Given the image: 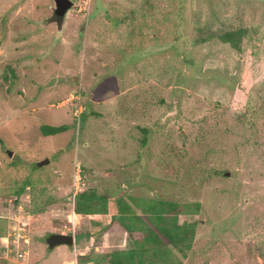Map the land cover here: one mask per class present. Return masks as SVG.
<instances>
[{"label": "rangeland", "instance_id": "1", "mask_svg": "<svg viewBox=\"0 0 264 264\" xmlns=\"http://www.w3.org/2000/svg\"><path fill=\"white\" fill-rule=\"evenodd\" d=\"M69 1L60 19L66 0H0V264H107L132 247L77 237L96 229L72 215L87 187L199 201L179 216L197 221L181 264H264V0ZM237 27L240 52L196 40ZM68 231L73 246H47Z\"/></svg>", "mask_w": 264, "mask_h": 264}, {"label": "trees", "instance_id": "2", "mask_svg": "<svg viewBox=\"0 0 264 264\" xmlns=\"http://www.w3.org/2000/svg\"><path fill=\"white\" fill-rule=\"evenodd\" d=\"M248 30L245 27L209 32L205 36L196 38L199 42L215 39L227 44L234 51H241L242 39ZM247 117L246 124L251 125L253 113L258 110L252 108ZM66 130V125L40 126L42 135H55ZM143 137L140 145L144 146L149 137V130L141 128ZM18 184V183H16ZM30 180L21 181L14 190L17 197L21 195L25 187L31 185ZM201 204L199 201H182L172 197L153 195L140 196H111L106 193H97L94 188H83L74 195L73 212L77 217H88V222L93 219L96 229H86L78 233L77 237H93L106 232H120L132 243V247L122 250L105 252L103 257L107 264H181V257H185L191 249L197 221H180V215H192L199 213ZM103 223V225H102ZM2 233V232H0Z\"/></svg>", "mask_w": 264, "mask_h": 264}, {"label": "water", "instance_id": "3", "mask_svg": "<svg viewBox=\"0 0 264 264\" xmlns=\"http://www.w3.org/2000/svg\"><path fill=\"white\" fill-rule=\"evenodd\" d=\"M72 6V2L69 0H66V5L63 8V11L58 13V18L62 19L65 11ZM48 162V160H45L43 162L38 163V166ZM45 242L49 248H53L58 245H66V246H73L74 244V237L72 234V231L68 232H61V233H51L45 238Z\"/></svg>", "mask_w": 264, "mask_h": 264}, {"label": "built area", "instance_id": "4", "mask_svg": "<svg viewBox=\"0 0 264 264\" xmlns=\"http://www.w3.org/2000/svg\"><path fill=\"white\" fill-rule=\"evenodd\" d=\"M81 2H83V5L86 3L84 0H82ZM76 187H78L77 185H76ZM73 212V211H72ZM72 215H74V212H73V214ZM71 221V220H70ZM72 224H73V221H72ZM25 253V252H24ZM21 255V254H20Z\"/></svg>", "mask_w": 264, "mask_h": 264}]
</instances>
